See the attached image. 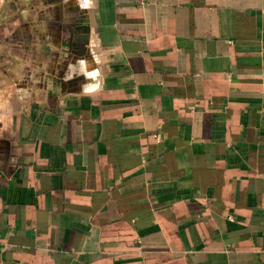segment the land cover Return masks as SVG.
<instances>
[{
    "label": "crops",
    "instance_id": "obj_1",
    "mask_svg": "<svg viewBox=\"0 0 264 264\" xmlns=\"http://www.w3.org/2000/svg\"><path fill=\"white\" fill-rule=\"evenodd\" d=\"M0 264H264V0H0Z\"/></svg>",
    "mask_w": 264,
    "mask_h": 264
},
{
    "label": "water",
    "instance_id": "obj_2",
    "mask_svg": "<svg viewBox=\"0 0 264 264\" xmlns=\"http://www.w3.org/2000/svg\"><path fill=\"white\" fill-rule=\"evenodd\" d=\"M84 24V23H83ZM82 31H85V35H84V46H85V51L80 53L81 55H86L88 53V48L87 46L90 44V40H89V31L88 28L85 27V24L82 26Z\"/></svg>",
    "mask_w": 264,
    "mask_h": 264
}]
</instances>
